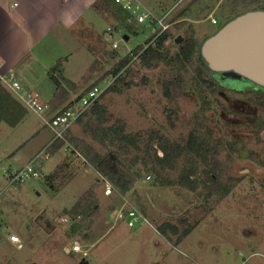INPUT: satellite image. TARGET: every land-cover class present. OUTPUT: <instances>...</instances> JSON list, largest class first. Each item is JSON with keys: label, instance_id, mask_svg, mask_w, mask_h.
I'll list each match as a JSON object with an SVG mask.
<instances>
[{"label": "rangeland", "instance_id": "1", "mask_svg": "<svg viewBox=\"0 0 264 264\" xmlns=\"http://www.w3.org/2000/svg\"><path fill=\"white\" fill-rule=\"evenodd\" d=\"M254 1L201 0L193 12L196 22L175 26V31H172L174 43L181 44L189 34H194L198 43L204 44L237 16L254 10L264 11V0L260 3ZM97 28L99 40L84 25L71 32L72 40L68 46L72 56L64 76L76 83L73 87L74 102L91 86L101 87L106 91L98 102L106 108L111 123L123 120L130 133L154 130L162 131L174 140L186 137L190 122L200 109V100L191 89L183 92L177 97V115H172L171 123L168 117L173 105L164 96L163 81L169 77L163 64L150 69L134 60L123 71L125 81L118 85L119 91H108L117 77L107 73L132 50L147 46L155 29L139 27L138 34H127L111 29V22L106 19L101 20ZM114 44H117V49L113 48ZM103 51L116 52L118 57L112 59ZM250 96L251 93L237 88L230 97L220 99L221 105L216 104L208 113L212 127L219 135L222 134V122H246L230 118L223 112L224 108L226 111L264 116V103L258 108L244 103ZM31 115L37 119L35 115L38 114L31 111ZM3 127L5 132L13 131L6 124ZM247 127V123L236 126L232 134H246L248 137ZM71 131L84 145L89 144L106 154V150L89 135H83L79 123ZM247 145L253 148L250 142ZM51 161L48 160L44 166L47 177L42 174L40 179L21 186L11 185L8 171L0 169V264H79L84 258L90 264H264V199L260 203L263 210H254V198L244 195L262 187V183L250 187H243L246 183L240 185L236 198L242 203L236 204L235 200L221 202L214 198L207 201L203 188L193 193L179 186H154L153 179L143 173L141 179L134 181L133 191L125 197L114 186L116 193L107 197L101 173L77 156H67L56 176H48L53 168ZM9 164L14 166V163ZM230 175L245 181L246 175L260 179L264 178V167L250 164L241 157L231 167ZM91 190L96 192V206L88 216L79 218L65 213ZM122 198L141 210L139 200L155 228L164 223L177 225L180 238L188 228L193 230L179 243L178 236L169 234L170 239H165L149 224L142 229H131L125 219L126 208ZM65 217H69L71 222L62 223ZM10 235L18 236L20 243L12 244ZM63 243L72 246L78 243L83 253L67 256L61 247Z\"/></svg>", "mask_w": 264, "mask_h": 264}, {"label": "trees", "instance_id": "2", "mask_svg": "<svg viewBox=\"0 0 264 264\" xmlns=\"http://www.w3.org/2000/svg\"><path fill=\"white\" fill-rule=\"evenodd\" d=\"M245 1L248 0H243ZM255 1L256 3L261 2V0ZM93 9L111 22V29L118 32L138 34L139 27H144L138 25L132 15L123 10L114 0H98ZM174 40L175 37L169 30L155 40L151 38L147 46L141 45L132 50L107 73L117 77L115 84L108 91H119L118 85L125 81L123 71L134 60H139L141 64L150 69L158 68L160 64H163L167 68L169 77L163 81L164 96L173 105L168 117L171 123H173L172 115H177V97H180L183 92L191 89L200 100V109L194 114L190 122V131L186 137L182 136L174 140L164 132L154 130L127 132V125L123 120L111 123L106 108L101 107L99 102H96L78 121L83 133L103 147L106 154H102L90 145L83 147L77 142L75 146L87 162L96 171L106 176L122 195L133 191L134 181L141 179L143 173L153 179L154 186H179L195 193L199 188L200 172L206 177L207 182H210L212 174L219 177L227 169L210 164L212 159L219 154V148L211 142L210 120L206 115L213 109L214 98L219 99V94L226 93L229 89L222 83L228 78L223 77L222 73L210 70L201 55L203 44L198 43L194 34H189L186 41L181 44L174 43ZM104 53L112 59L118 57L116 52L104 51ZM65 60H59L49 72V77L55 83L58 93L66 92L65 86L71 89L75 86L63 75ZM94 87L91 86L84 95ZM26 113L25 107L0 85V123L5 122L15 127ZM86 119L89 120L84 123ZM63 147L62 142H56L51 148L52 155L61 151ZM159 152L162 155H159ZM57 171L59 169L53 176L58 175ZM202 184L209 189L206 182ZM94 196L95 192L89 191L72 210L65 213L75 214L74 216H88L96 206ZM138 204L141 208L139 210L144 213L145 210L139 200ZM165 225L172 235L179 234L180 229L177 225ZM191 230H193L192 227L188 228L181 238H186ZM181 238L179 237L178 240L180 241ZM79 264L90 263L84 258Z\"/></svg>", "mask_w": 264, "mask_h": 264}, {"label": "crops", "instance_id": "3", "mask_svg": "<svg viewBox=\"0 0 264 264\" xmlns=\"http://www.w3.org/2000/svg\"><path fill=\"white\" fill-rule=\"evenodd\" d=\"M97 1L0 0V85L27 110L26 115L15 127H11L5 122L0 123V169L8 171L10 177L26 166L35 155L52 142L53 133L45 123L69 108L75 101L73 89L65 86L66 92H57V87L49 77V72L59 60L66 59L63 65L64 75L65 67L72 56V50L68 46L71 32L79 25H84L85 28L90 29L95 38L99 40L100 34L97 27L104 18L93 9ZM140 1L157 17L167 18L168 23L171 24V33L175 31L176 25L196 22L193 18V12L201 2V0ZM187 2L189 3L186 5ZM141 28L148 29L146 26ZM126 37L125 35V39ZM11 74L16 76L23 87L37 93L42 103L47 104L49 109L45 114L35 115L37 116L36 119L17 96L3 85L1 78ZM65 78L76 84L69 78ZM5 124L13 130L11 133L2 129ZM71 129L68 132L70 143L75 146L77 142H81L83 145H80L84 147V142L80 141L79 137L74 136ZM83 135L85 134L83 133ZM67 156L70 155L64 152V149L52 155L51 166L53 168L48 176L53 175L59 167L64 166ZM9 163H14V166ZM44 166L42 174L47 177L44 174ZM123 197L125 196L123 195ZM141 213L145 217L147 216L146 211ZM146 219L149 221L147 217ZM149 223V226H152L157 233H160L165 239H170L169 234L172 235V233L165 228V223L157 228L150 221ZM142 227L138 228L142 229ZM163 228L166 232L162 230ZM172 236L180 237L179 234ZM61 247L67 256L81 255L80 253H73L70 244L63 243Z\"/></svg>", "mask_w": 264, "mask_h": 264}, {"label": "built area", "instance_id": "4", "mask_svg": "<svg viewBox=\"0 0 264 264\" xmlns=\"http://www.w3.org/2000/svg\"><path fill=\"white\" fill-rule=\"evenodd\" d=\"M116 4L122 7L123 10L132 15L133 20L140 26H146L147 28H154V34L152 39H157L160 35L167 32L171 28V24L168 23L166 17H157L152 11L146 8L140 0H114ZM215 23V21H213ZM114 49H117V44L113 45ZM4 86H6L17 98L32 112L43 115L49 107L47 104L42 103L40 96L32 91H29L18 81L15 75L11 74L1 78ZM105 89L101 87H94L89 90L79 101L74 102L69 108L56 115L51 121H47L46 126L53 133L52 142L46 146L40 153L35 155L31 161L15 172L10 177V184L15 186H21L28 181L40 179L42 176V170L45 163L51 159V148L53 145L60 141L64 144V151L68 155L77 156L84 164L92 167L87 160L81 155V153L70 143L68 140V132L71 127L77 123L83 115H85L91 107L99 101L102 95L105 93ZM93 168V167H92ZM105 183V196L109 197L116 193L111 182L100 174ZM100 183L101 180L99 181ZM124 207L126 208L125 219L129 228L134 229L136 227H142L145 224H149L146 217L133 206L130 202L124 198ZM123 214L120 215L122 218ZM80 218V216H79ZM63 223H69L71 220L65 218ZM1 228V225H0ZM9 240L12 244H19L20 239L16 235H10ZM22 247V246H21ZM71 251L73 253H83V249L80 244L72 246ZM86 255V254H85Z\"/></svg>", "mask_w": 264, "mask_h": 264}, {"label": "flooded vegetation", "instance_id": "5", "mask_svg": "<svg viewBox=\"0 0 264 264\" xmlns=\"http://www.w3.org/2000/svg\"><path fill=\"white\" fill-rule=\"evenodd\" d=\"M222 83L229 89H227L226 93L221 92L219 94V99L214 98L213 109L216 104L221 105V102L219 101L220 99H222L223 97H230V93L237 90V88L242 89V92L251 93V96L244 101V103H246L247 105L258 108L264 103V88L261 86L240 78H228ZM223 112L232 119H240L246 122H243L241 124L234 121L222 122L220 126L222 134L219 135L218 132L212 127V122L208 114L206 115V117H208V119L210 120L209 126L212 133L211 142L219 148V154L216 158L212 159L210 164H212V166L227 169L225 172L223 171L222 174H220L221 176L219 177L212 174L210 182H207L206 177L202 174V172H200L198 176V190L200 191V188H203V190L206 191L205 198L207 201L215 198L221 200V202L223 200H235V203L239 204L242 202H240V199L236 198V196H238L236 191L241 188L240 185L246 183L243 187H250L255 183H262V187L256 188L254 191H251L250 193L244 195L248 198H250L251 196L254 198V210H263V208L260 207V203L264 199V178L258 179L246 175L245 179H247V181L243 179L241 180L240 178L232 177L230 175V169L241 157L245 158L246 161H248L250 164L264 167V149L261 148V146H264V116L261 114L249 113L245 111H226L225 108L223 109ZM244 123L248 124V137L246 134L240 136L236 134L233 135L232 132L236 131V126H241ZM248 142L251 143L253 148L248 147ZM202 182H206V185L207 187H209V189H206ZM198 190L196 192H199Z\"/></svg>", "mask_w": 264, "mask_h": 264}, {"label": "water", "instance_id": "6", "mask_svg": "<svg viewBox=\"0 0 264 264\" xmlns=\"http://www.w3.org/2000/svg\"><path fill=\"white\" fill-rule=\"evenodd\" d=\"M201 55L211 71L264 88V11L247 12L230 21L204 42Z\"/></svg>", "mask_w": 264, "mask_h": 264}]
</instances>
